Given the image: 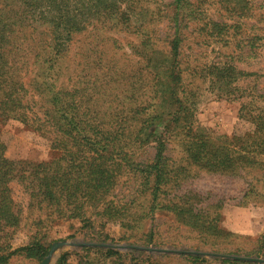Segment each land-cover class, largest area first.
I'll list each match as a JSON object with an SVG mask.
<instances>
[{
    "label": "rangeland",
    "instance_id": "obj_1",
    "mask_svg": "<svg viewBox=\"0 0 264 264\" xmlns=\"http://www.w3.org/2000/svg\"><path fill=\"white\" fill-rule=\"evenodd\" d=\"M20 3V0H0V14H12L11 10L17 9ZM133 8L132 23L106 21L103 24L109 26H104L99 25L102 22H94L72 33L65 41L59 39V51L49 54V57L54 56L50 66L43 62L46 35L41 32L46 27L38 28L29 40L30 53L18 51L29 61L25 80L30 81L38 73L39 83L42 80L50 83L48 93L37 96L29 92L34 96L33 110L38 116L43 114L40 105L48 106L45 100L51 93L63 89L74 104L75 115L81 100L83 107L79 114L84 120L95 121L98 126H105V121L124 120L126 134H130L136 127V119L150 111L153 81L148 58L161 59L177 30L181 37L180 87L194 101L196 123L214 135L242 134L250 129L247 122L238 118V110L240 104L253 96H264V0H146ZM172 18L176 19L175 25ZM47 65L52 79L46 75ZM217 68L231 71L224 74L220 84H213L210 78ZM238 71L248 75L241 76ZM263 102L255 99L254 105L264 106ZM160 129L158 126L155 134ZM0 130L8 159L38 162L56 155L48 137L18 120L0 119ZM153 135L154 130L148 129L144 140L130 151L124 150L121 158L142 169L155 153ZM163 156L180 172L178 195L192 190L204 199L198 204L200 207L208 204L207 199L213 203L219 199L218 225L222 231L218 235L209 236L186 225L171 209L161 207L168 200H178L172 195L173 190L158 196L157 208L148 212L150 198L146 190L141 193L137 190L139 177L130 169L118 171L114 188L106 196L130 205L129 218L123 219L125 225L88 212L85 221L61 220L52 226H38L33 220L43 215L22 207L26 196L14 180L10 188L16 205L21 207V223L14 234L12 248L38 239L47 249L41 259L19 253L4 264H41L52 244L57 242L73 245L57 248L49 264H80L85 248L101 253L113 250L120 256L121 264H191L178 254L78 246L84 243L231 253L264 259V168L259 165L239 170L232 176L209 173L191 165L183 147L171 137L165 143ZM195 198L198 202V196ZM111 257L113 259L107 262L112 264L115 260L117 263L118 256ZM201 257L208 264L214 262L211 261L214 257Z\"/></svg>",
    "mask_w": 264,
    "mask_h": 264
},
{
    "label": "trees",
    "instance_id": "obj_2",
    "mask_svg": "<svg viewBox=\"0 0 264 264\" xmlns=\"http://www.w3.org/2000/svg\"><path fill=\"white\" fill-rule=\"evenodd\" d=\"M143 1L146 0H20V6L12 9V14H0V119L18 120L48 137L50 148L56 152L48 161L8 159L0 130V264L19 253L41 259L47 249L38 239L12 248L14 234L21 223V207L16 205L10 188L14 180L20 184L26 196L22 207L43 215L33 220L38 226H52V223L61 220L85 221L88 212L125 225L123 219L129 218L130 205L115 202L106 196L114 188L118 171L130 169L139 177L137 190L140 193L146 190L150 198L148 212L157 208L158 196L173 190L172 195L178 200H168L161 207L171 209L175 217L186 225L209 236H216L222 231L218 225L219 199L215 200L216 203L207 199L208 204L203 203V207H200L198 204L204 199L192 190L183 195L177 194L180 172L163 156L168 137L180 143L191 165L209 173L232 176L239 170L259 165L264 168V160H261L264 158V106L254 105L255 99L264 101V96H253L240 104L238 118L250 126L242 134L214 135L209 129L198 125L194 116V101L180 87L178 56L181 37L177 30L161 59L148 58L153 81L150 111L141 117L137 112L139 118L130 134H126L124 120L105 121V126L84 120L79 114L83 107L81 100L77 104L76 116L74 104L63 89L52 92L45 100L49 107L45 103L40 105L42 116L33 110L35 100L29 92L37 96L48 93L50 83L49 80L39 83L36 78L38 73L26 81L28 57L18 54V51L30 53L29 40L41 25L46 27L41 32L46 35L42 47L46 54L43 62L50 66L54 56L49 57V54L59 51V39L65 41L72 33L94 22H102L99 25L104 26H109L103 24L106 21L121 22L122 25L132 23L135 15L133 7ZM171 20L175 25L176 19ZM145 34L148 40L147 32ZM45 70L52 79L48 65ZM227 71L231 69L217 68L213 78H210L211 83L220 84ZM238 72L241 76L248 75ZM226 87L228 89V85ZM237 90L244 91L241 88ZM158 126H161L160 132L155 134ZM150 128L154 130L155 148L151 160L142 169L139 165L125 162L121 154L142 142ZM197 196L198 202L195 200ZM85 250L86 256H81L80 264H110L107 261L113 259L111 256H118L117 263L113 260L112 264H121L120 256L113 250L104 253L91 248ZM178 255H183L191 264L207 263L200 255ZM211 261H214L213 264H257L219 257Z\"/></svg>",
    "mask_w": 264,
    "mask_h": 264
},
{
    "label": "water",
    "instance_id": "obj_3",
    "mask_svg": "<svg viewBox=\"0 0 264 264\" xmlns=\"http://www.w3.org/2000/svg\"><path fill=\"white\" fill-rule=\"evenodd\" d=\"M68 242H57L53 243L47 256L41 261V264H49L52 256L57 248L62 245H67ZM73 245V244H68ZM78 246H86V247H97V248H111L115 250H127V249H135V250H145L148 252H156V253H169V254H191V255H200V256H208V257H219V258H228L233 260H241L254 262L257 264H264V259L255 258V257H243V256H235V255H227V254H216V253H206V252H195V251H183V250H173V249H165V248H143L137 246L130 245H117V244H106V243H84Z\"/></svg>",
    "mask_w": 264,
    "mask_h": 264
}]
</instances>
